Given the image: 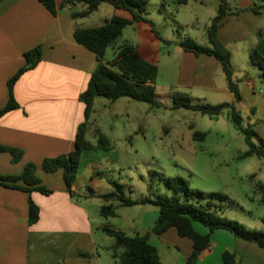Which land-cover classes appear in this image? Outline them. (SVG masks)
Instances as JSON below:
<instances>
[{
    "label": "crops",
    "instance_id": "1",
    "mask_svg": "<svg viewBox=\"0 0 264 264\" xmlns=\"http://www.w3.org/2000/svg\"><path fill=\"white\" fill-rule=\"evenodd\" d=\"M63 1L56 0L57 15H53L39 0L0 1V110L9 101V80L26 64L25 54L39 46L43 50L40 64L26 72L14 88L19 108L0 119V147L18 149L24 153L18 163H13L9 153L0 152V175L18 176L23 173L27 164L34 163L37 165V176L42 180V185L53 191L50 195L40 192L29 195L0 186V264H108V255L100 254L96 246L98 233H104L103 229L107 227L99 219L105 218L101 215L103 204L99 198L104 194L99 189L104 181L111 180L99 170L102 160L107 159L110 152L99 149V152L94 151L97 145L95 131L101 130L106 135L98 122L97 104L100 102L104 107V113L112 111L119 102H125L123 104L126 108L132 106V103L124 101L126 98L114 103L96 99L88 136L94 140V143L91 142L93 148L84 151L82 155L73 193L66 187L62 170L53 174L44 172L42 163L45 159L68 155L74 150L77 129L85 121V105L80 96L86 90L98 65L97 56L78 44L74 33L77 29L99 26L86 25L85 20L90 16L73 18V14L86 9L85 5L62 7ZM193 1L196 4L206 3V0H190L184 6ZM256 1H236L238 6L232 7L236 13L225 16L218 30L219 42L232 54L234 79L238 83L242 98L240 102L229 90L222 65L216 58L208 55L197 56L183 49L178 53V71L173 82L162 84V88L171 90L173 100L177 93L192 97L195 93L193 100L197 102L193 101L194 103H229L235 105L238 111L246 102L249 105V118L256 121L255 129L252 127L257 134L255 141L264 144V82L260 69L250 62V54L264 33V6H259ZM156 5L159 12L165 15L173 6L184 7L178 5V0H157ZM129 14L126 18L132 19V14ZM115 15L125 18L119 10ZM129 27L140 30L143 43L137 45L145 60L158 66L155 52L160 49V42L166 44L167 40L155 29L159 34L156 36L153 27L148 23L137 22ZM185 38L187 37L172 40L171 45L180 47L177 43ZM242 50L248 61L242 60L238 63L236 53ZM115 56L116 53L112 58H106V61L113 60ZM158 69L157 82L160 77L159 66ZM258 160L264 168V159ZM254 178L253 187L264 184L257 182V176L254 175ZM146 197L149 196L137 200ZM30 199L40 209L39 220L33 225L29 223ZM248 202V207H243L242 210L251 214L250 200ZM117 203L118 207L122 206L121 203L114 202L115 207ZM261 203L264 204V194L261 195ZM232 209L231 204L225 209V214ZM158 217L159 209H151L141 221L134 218L128 221L131 227L113 230L128 236L129 230L133 231L134 236L144 235L153 230ZM193 226L202 235L209 233V229L199 222H193ZM160 242L178 250V264H186L193 251L192 242L181 238L177 230L171 228L161 237H151V244L160 252L162 264L171 262L173 256L166 255L164 263ZM114 245L115 240L106 247L107 253L112 252L113 257ZM226 250L236 254L239 264H264V248L236 238L224 229L213 233L211 250L201 256L198 264H224L223 253ZM115 261L117 264L116 259Z\"/></svg>",
    "mask_w": 264,
    "mask_h": 264
},
{
    "label": "trees",
    "instance_id": "2",
    "mask_svg": "<svg viewBox=\"0 0 264 264\" xmlns=\"http://www.w3.org/2000/svg\"><path fill=\"white\" fill-rule=\"evenodd\" d=\"M2 1V0H0ZM53 15H57L56 0H39ZM151 0H64L62 7L67 5L83 4L86 9L81 13L73 14V18H87L91 16L103 4H109L117 10H124L132 14V19L115 15L103 26L77 29L74 33L75 41L93 52L97 56L98 65L92 73L86 90L81 94L80 100L85 105V121L79 125L76 134L75 148L68 155L45 159L42 169L46 173L63 171V178L70 193H73V184L79 171L80 161L84 151L92 149L93 145L88 140L91 124L90 119L97 98H105L111 102H117L129 98L135 102L147 103L152 109L163 107L156 93L155 84L158 79V66L145 60L138 45L126 43L119 47L116 56L111 61H106L108 50L123 36V32L129 26L137 22L150 24L156 36L154 23L147 18L148 5ZM190 0H178L179 6L187 5ZM256 11L255 9H253ZM229 0H221L217 15L212 19L207 30L209 46L198 44L194 39L187 37L177 43L184 51L197 56L208 55L216 58L222 65L228 82L229 90L234 94L238 102L241 94L238 83L234 79L232 69V54L230 50L218 40V30L222 19L234 14ZM166 44H173L167 41ZM26 64L8 82L9 101L5 108L0 110V119L19 108L15 99L14 88L19 79L28 71L36 68L43 58L42 47H36L25 54ZM250 62L261 71L264 82V33L259 38L255 48L250 54ZM173 109H187L199 112L202 115L218 118L225 110L229 111V119L234 126L245 136L248 150L240 155V159L257 157L264 159V144L256 143L257 134L252 127L244 125L243 117L233 104L222 103L218 105L194 103L193 100L183 93H177L173 100ZM94 137L97 140L96 148L111 152L113 144L101 130H96ZM206 135L201 132L195 133V139L204 141ZM0 152L9 153L12 162L18 163L24 153L21 150L0 147ZM114 188L111 193L100 195L104 201L101 215L105 218L116 217L114 202L122 206H135L139 204H151L159 209V217L151 232L144 235L128 236L123 232L104 228L106 235L115 240L113 247L114 258L117 264H162L160 252L151 244V237H161L171 228H175L181 238L192 242L193 251L188 257L186 264H198L201 256L211 250L212 235L217 230H227L236 238L254 243L264 248V232L246 228L237 221L224 216L229 198L220 193H205L191 190L188 181L180 177L167 179L169 189L173 193L172 198L152 193L153 187L149 186V197L133 200L126 196L124 186L117 181L109 180ZM0 186L20 190L27 194L40 192L44 195L52 194V190L42 185V180L37 176V165L29 163L23 173L18 176L0 175ZM258 190L264 194V184L257 185ZM40 217L39 207L30 199L31 225L36 224ZM264 223V217L262 219ZM193 222H199L209 229L207 235L198 233ZM224 264H239L236 254L230 250L223 253Z\"/></svg>",
    "mask_w": 264,
    "mask_h": 264
},
{
    "label": "rangeland",
    "instance_id": "3",
    "mask_svg": "<svg viewBox=\"0 0 264 264\" xmlns=\"http://www.w3.org/2000/svg\"><path fill=\"white\" fill-rule=\"evenodd\" d=\"M156 1L151 0L147 18L155 23V29L164 40L171 42L191 37L198 44L209 46L207 30L211 20L217 15L220 0H206L205 4H196L193 1L181 8L173 6L166 15L159 12ZM229 1L233 8L238 6V0ZM256 2L259 6H264V0ZM116 12V8L104 4L85 20L86 25L103 26ZM119 12L125 18L130 16L128 12ZM126 43H143L140 30L126 28L123 36L108 50L106 58H112L119 47ZM181 51L183 50L180 47L160 42V49L155 52L160 68L156 93L163 103L162 108L152 109L147 103L126 98L124 101H130L132 106L126 108L123 104L125 102H119L112 111L103 113L104 107L100 102L97 104L98 122L113 144L110 156L102 160L99 170L105 177L124 186L126 196L133 200L150 196V185L153 187V194L172 198L173 193L168 187L167 179L183 178L188 181L191 190L226 195L230 199L226 205L232 204L233 209L228 210L226 214L224 212L225 217L229 216L230 220L237 221L248 229L264 232L262 193L257 187H253L254 175L257 176V182L264 183V168L259 164L257 157L240 159V155L248 150V146L245 136L230 121L229 111L225 110L218 118H212L183 108L173 109L171 90L162 88V84L173 82L178 71V53ZM246 56L244 50L236 53L237 62L248 61ZM188 96L193 100L196 95L194 93L193 97ZM99 101L108 103L109 100L100 98ZM248 108L249 105L245 102L239 112L244 125L255 129L256 121L249 118ZM196 132L204 133L205 140H196ZM88 140L94 143L93 138L89 137ZM257 143L259 144L258 141ZM94 149L98 150L96 146ZM99 190L107 194L114 188L108 181H104ZM248 200L251 204V214L242 210L243 207H248ZM100 202L105 204L103 200ZM151 209L158 208L146 204L118 207L117 203V217L99 219L112 229L125 226L128 228L131 227V219L141 221ZM128 234L134 236L131 230ZM98 237L96 246L100 254H107L106 262L115 264L112 252L107 253L106 248L114 239L102 231L98 233ZM159 244L164 263L166 255L172 254V261L168 264H178V250L165 242ZM169 247L172 250L169 251Z\"/></svg>",
    "mask_w": 264,
    "mask_h": 264
}]
</instances>
